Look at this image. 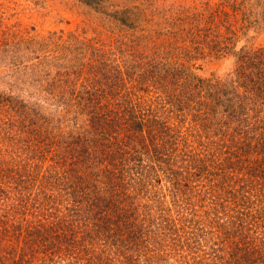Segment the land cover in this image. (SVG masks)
<instances>
[{"label":"trees","instance_id":"16d2710c","mask_svg":"<svg viewBox=\"0 0 264 264\" xmlns=\"http://www.w3.org/2000/svg\"><path fill=\"white\" fill-rule=\"evenodd\" d=\"M256 2L262 5L264 18V0ZM177 12L181 19L190 17L183 11ZM175 20H179L177 16ZM203 23L208 25L206 34L189 30V44L184 51L177 52L181 53V63H171V56L164 55V51L159 56L155 51V62L142 67L143 78L134 79L130 86H125L119 69H113L106 60L107 52L97 44L95 27L71 31L66 36L53 32L48 38L29 39L27 46L19 44L20 39L1 38L3 70L7 71L9 54L15 59L12 65L40 64L39 72L32 73L36 74L33 83L41 89L39 101L49 95H65L68 100L72 97L75 111L65 104L57 114L44 116L39 131L34 129L33 137L37 144H42L43 153L54 152L43 164L29 168L19 163L16 169H6L0 163V206L8 198L7 189H13L14 176L19 189L23 185L47 192L43 197L54 206L63 205L59 196L65 195L69 199L63 201L65 205L72 201L76 208H81L85 206L81 198L96 194L91 200L94 203L88 206L92 207V217L105 226L92 236L104 244L107 252L102 254L104 250L98 246L81 248L83 254H89L86 261L89 259L90 264H110L114 253L123 257L114 245L121 240L111 234L127 233L130 238L151 234L159 220L164 224L171 221V241L183 251L192 248L195 230L205 227L208 231L198 232L204 241L195 240L198 246L194 247H200L201 242L218 236L214 232L221 228L219 237L227 240L223 243L229 263L264 264V161L254 165L252 157L260 149L264 152V118L255 115L250 96L238 91L240 81L246 94L256 93V100L260 98L264 103V56L260 55L264 48L257 53L252 51L253 57L252 48H244L242 63L230 80L201 78L196 72V60L201 57L202 48L214 47V56L220 57L232 52L236 45L235 37L211 30L210 20ZM16 44L19 46L15 49ZM56 50H61L60 59H68L62 71H55L52 63ZM251 66L261 74L250 77ZM4 84L5 79L0 81L2 89ZM17 90L9 88L10 93L1 96V101L19 107ZM19 125L21 129L26 127ZM71 127L73 130H68ZM58 131H65L62 149L50 147L51 137ZM87 176L96 179L92 187L85 185ZM161 178L171 187L154 185ZM166 191L174 209L165 200L161 202ZM147 193L155 204L152 208L148 202L143 215L138 207L141 197L148 201ZM28 208H22L10 229L6 226L1 231L5 240L0 243V264H28L32 250L40 244L37 239L24 238L34 234L30 227L18 226L19 215ZM74 212L73 225L85 221L80 210ZM37 234H42L39 239L43 240L44 232ZM147 236L151 235L144 237ZM14 237H21L23 245L9 241ZM110 239L114 240L111 245ZM98 249V257L91 256V251ZM123 255L125 259L124 252Z\"/></svg>","mask_w":264,"mask_h":264},{"label":"rangeland","instance_id":"374dc122","mask_svg":"<svg viewBox=\"0 0 264 264\" xmlns=\"http://www.w3.org/2000/svg\"><path fill=\"white\" fill-rule=\"evenodd\" d=\"M256 3V0H0V39H3L4 36H8L12 41L20 39L19 44L27 46L26 42L29 39L34 41L36 37L48 38L53 32L66 36L71 31L81 32L80 30L83 28L92 29L95 27L94 32L99 39L97 44L102 45L107 52L106 60L112 64L113 69L116 67L119 69V77L125 80V86H130L134 79L143 78L142 67L155 62L154 58L157 54L155 51L159 52V56H162V51H164V55L171 56L168 59L171 63L173 60L181 63L183 60L179 58L181 53L177 52L184 51V47L187 46V43L189 44V30H194L193 32L196 34L199 32L206 34L208 25L203 22L210 20L211 30L217 34L220 33L219 35L235 37L236 45L232 47V52L220 57L214 56V47L211 49L202 48L201 52L199 51L201 57L196 60L198 65L196 72L199 77L204 79L226 78L230 80L232 72L236 70V67L238 68L237 65L242 63L241 57H243L244 48L248 50L252 48L250 51L252 57L254 56L252 51L257 53V50L264 48L263 8L262 5L260 7ZM177 10L183 11L190 17L181 19L179 16L181 13ZM216 10L219 12L217 13ZM176 16L179 19L177 21L175 20ZM44 38L38 40L42 41ZM52 38L55 39L54 36ZM19 44L14 45L15 49ZM29 46L32 48L31 45ZM49 53L51 56L52 53ZM53 54L55 60L52 63H54L55 71H62L63 65L66 66L65 63L68 59H60L61 50H56ZM32 55L30 52L28 57L31 58ZM260 55L264 56V53H260ZM6 59L7 71L0 66V74L3 73L0 76V81L6 80L3 89L0 87V97H5L10 93L9 88L13 91L18 89L20 106L16 107L12 103L2 102L0 99L1 168L16 169L20 165L19 163H24L32 168L43 164L46 158L49 159L54 155L52 151L43 153L42 144H37L33 137L34 129L39 131L44 116L57 114L61 110V106L65 104L75 111V102L72 97L69 100L65 98V95L63 97L62 95H49L46 99L39 101L42 96L41 89L33 83L35 82L33 79L36 78L33 76L36 74L32 73L39 72L41 65L23 66L21 63L16 65L15 62L12 65V61L15 59L10 54ZM160 59L161 57L157 60ZM251 68L253 67L251 66ZM256 70L257 67L250 70V77L261 74ZM79 81L80 79H78ZM235 81L237 86V79ZM238 91L240 94L250 96L255 105V115L264 118V103L260 98L256 100L258 94L250 92L246 94L240 81ZM19 124L26 125V127L21 129ZM61 126L64 127V125ZM73 128L68 130H73ZM241 128L240 126L237 130ZM65 131H58L57 135L51 137L50 147L54 145L55 149L63 148L62 140L65 138ZM252 157L254 165H256V161L258 163L260 160L264 161V152L260 149L253 152ZM22 158L24 159L21 160ZM12 180L13 189H7V196L10 199L1 201L0 206V224L2 225H0V243H4L5 240L1 231L11 225L23 207L29 206L24 213L19 215L17 221L19 227H30L34 232L24 238L37 239V243H40L35 250H32L28 264H90L89 259L86 261L89 254H83L84 250L81 248L98 246L103 248L102 254L107 252L104 244L93 239L92 236L95 231H100L105 226V224L98 223L97 218L92 217V207L88 206L90 203H94L95 200L92 202L91 200L96 197V194L93 193L88 198H81V204L85 205L81 208H76L72 201L66 204L69 206H66L63 201H69V199L65 195L59 196L63 205L54 206V203L43 197L48 194L47 192L39 191L35 187L29 189L28 186L23 185L24 189L22 187L19 189L15 176ZM95 181V177L87 176L85 185L88 184V187H92ZM158 183L160 187L163 185L165 188L171 187L163 178L157 179L154 185ZM147 194L149 195L148 201L145 200V197H141V206L138 207L143 215L148 210V202L149 207L151 205L152 208L155 204L153 200L151 201L150 194ZM165 195L166 198L162 197L161 202L165 200L170 208L174 209L168 191L165 192ZM25 199H27L26 202ZM75 210H80L81 217H85V221L81 220L77 222V225H73L76 222V220L74 221L76 219ZM169 223L171 224L170 220ZM170 224L160 223L159 220V224L153 226L151 234H143L136 238H130L127 233H120L117 236L111 234L113 238L121 240L114 245L115 248L118 247V251L123 257H119L115 253L112 254L113 261L110 264H120L121 261L129 264V260L134 255L131 264H212L215 262L232 264L228 262L229 257L223 243L227 240L224 237H222L223 241L220 239L221 228L214 232H218V236L212 237L209 234L208 236L211 237L206 239L205 243H200L203 245L200 246L201 248L194 247L198 246L195 244L198 240L204 241L203 235L198 232L206 233L208 231L205 227L195 230L192 232L196 237L191 239L192 248L183 251L171 241L173 231ZM10 228L11 226L7 229ZM37 231L44 232L43 240L39 239L42 234L38 236ZM146 235L151 236L144 237ZM9 241H14L17 245L20 242L23 245L21 237H14ZM113 241L110 239L108 244L111 245ZM118 244L119 246H117ZM99 249L91 251V256L98 257ZM96 262L98 261L96 260ZM101 264L105 263L101 262ZM258 264L263 263L259 262Z\"/></svg>","mask_w":264,"mask_h":264}]
</instances>
